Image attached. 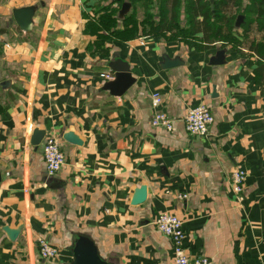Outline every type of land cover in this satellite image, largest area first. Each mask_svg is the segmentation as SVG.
<instances>
[{
	"label": "crops",
	"instance_id": "1",
	"mask_svg": "<svg viewBox=\"0 0 264 264\" xmlns=\"http://www.w3.org/2000/svg\"><path fill=\"white\" fill-rule=\"evenodd\" d=\"M184 1L180 12L185 11ZM97 0H0V264H70L78 235L89 236L112 264H174L172 243L154 221H184L190 258L213 264L264 263V90L257 57L226 47V64L211 66L217 47L199 52L182 41L108 40V53L86 50L82 33ZM251 0L242 1L246 9ZM35 6L23 32L15 9ZM184 64L160 68L161 56ZM128 63L136 83L110 96L102 74ZM174 122L152 126V96ZM199 104L214 122L206 137L189 134L187 111ZM60 139L65 164L49 176L34 130ZM74 132L83 142L63 139ZM235 169L246 173L244 201L231 192ZM147 200L131 205L135 190ZM4 227L21 233L12 242ZM45 240L58 250L39 253Z\"/></svg>",
	"mask_w": 264,
	"mask_h": 264
},
{
	"label": "trees",
	"instance_id": "2",
	"mask_svg": "<svg viewBox=\"0 0 264 264\" xmlns=\"http://www.w3.org/2000/svg\"><path fill=\"white\" fill-rule=\"evenodd\" d=\"M242 1L214 0L211 4L210 0H185L186 25L181 27L182 0H97L82 30L86 36L94 37L85 48L91 54L107 55L108 40L128 42L137 37L160 36L192 45L199 52L217 45L247 50L257 57L253 73L264 90V0H251L245 10ZM126 2L132 9L119 19L121 7ZM140 3L144 9L142 19L137 17ZM240 16L243 22L238 27Z\"/></svg>",
	"mask_w": 264,
	"mask_h": 264
},
{
	"label": "built area",
	"instance_id": "3",
	"mask_svg": "<svg viewBox=\"0 0 264 264\" xmlns=\"http://www.w3.org/2000/svg\"><path fill=\"white\" fill-rule=\"evenodd\" d=\"M100 77L108 81L114 79L112 74H102ZM162 106L161 95L154 93L152 96V108L154 109L152 126L172 132L174 130V122L162 111ZM213 122L212 112L205 104L190 108L184 119L186 131L198 137H206ZM43 142V158L46 171L49 176H53L59 173L65 164L61 142L59 138L52 134L46 136ZM231 181V192L239 201H244L246 173L243 170L235 169L232 172ZM154 225L159 233L170 239L173 247L174 264H213L210 259L204 256L190 258L186 246L187 236L184 229V221L180 217L169 213H161L154 221ZM39 253L45 260H53L58 256L57 248L45 240L39 242Z\"/></svg>",
	"mask_w": 264,
	"mask_h": 264
},
{
	"label": "water",
	"instance_id": "4",
	"mask_svg": "<svg viewBox=\"0 0 264 264\" xmlns=\"http://www.w3.org/2000/svg\"><path fill=\"white\" fill-rule=\"evenodd\" d=\"M211 4L214 0H210ZM36 7H27L21 9H15L13 11V18L16 25L25 33H30L34 27V15L36 13ZM132 9V5L126 2L122 5L119 12V19H123ZM243 22V16L238 17L237 26L239 27ZM226 54L227 49H217L215 56L211 58V66H221L226 64ZM162 62L160 63V68L172 69L180 67L184 62L179 56L175 58H170L168 55L163 54L161 56ZM110 70L114 73V79L108 81L104 84L103 90L107 91L110 96L119 98L122 97L135 83L136 79L132 76L130 66L126 62L120 60L112 62L109 64ZM46 137V132L44 130L36 129L33 132L31 138V144L33 146H40ZM63 139L76 146H82V140L74 133L67 132L64 134ZM148 196V190L146 186H140L135 190L134 196L131 201V205L139 206L146 202ZM3 231L8 236L9 240L14 242L21 233V229H10L4 227ZM72 262L70 264H112L100 256L98 247L95 242L87 235H78L77 239L74 241L72 246Z\"/></svg>",
	"mask_w": 264,
	"mask_h": 264
},
{
	"label": "rangeland",
	"instance_id": "5",
	"mask_svg": "<svg viewBox=\"0 0 264 264\" xmlns=\"http://www.w3.org/2000/svg\"><path fill=\"white\" fill-rule=\"evenodd\" d=\"M114 7H116V5H114ZM153 14L154 15L156 14V9L153 10ZM180 14H181L180 15V22H181V25L180 26L181 27H184L186 25V17L187 16L184 15V12H181ZM143 15H144V9L142 8L141 3H140L139 6H138L137 17L139 19H142L143 18ZM155 19L156 20L158 19V15H155Z\"/></svg>",
	"mask_w": 264,
	"mask_h": 264
}]
</instances>
